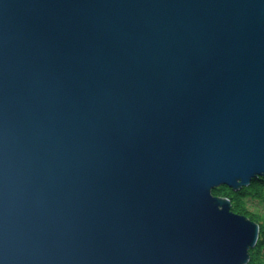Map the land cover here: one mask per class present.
I'll return each instance as SVG.
<instances>
[{
	"label": "water",
	"instance_id": "obj_1",
	"mask_svg": "<svg viewBox=\"0 0 264 264\" xmlns=\"http://www.w3.org/2000/svg\"><path fill=\"white\" fill-rule=\"evenodd\" d=\"M264 177V0H0V264H247Z\"/></svg>",
	"mask_w": 264,
	"mask_h": 264
},
{
	"label": "trees",
	"instance_id": "obj_2",
	"mask_svg": "<svg viewBox=\"0 0 264 264\" xmlns=\"http://www.w3.org/2000/svg\"><path fill=\"white\" fill-rule=\"evenodd\" d=\"M212 194L229 198L233 212L259 224V237L256 245L249 249L247 264H264V177L258 176L237 190L220 185L212 189Z\"/></svg>",
	"mask_w": 264,
	"mask_h": 264
},
{
	"label": "rangeland",
	"instance_id": "obj_3",
	"mask_svg": "<svg viewBox=\"0 0 264 264\" xmlns=\"http://www.w3.org/2000/svg\"><path fill=\"white\" fill-rule=\"evenodd\" d=\"M263 210V209H262Z\"/></svg>",
	"mask_w": 264,
	"mask_h": 264
}]
</instances>
